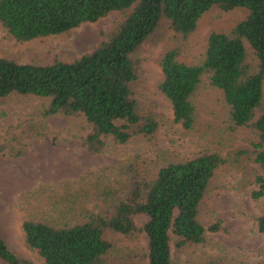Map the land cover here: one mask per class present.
I'll return each mask as SVG.
<instances>
[{
  "label": "trees",
  "instance_id": "1",
  "mask_svg": "<svg viewBox=\"0 0 264 264\" xmlns=\"http://www.w3.org/2000/svg\"><path fill=\"white\" fill-rule=\"evenodd\" d=\"M244 8L230 27L212 29L196 59H187L190 39L201 16L213 9ZM112 10L121 11L114 28L90 50L72 59L54 56L45 62L0 56V99L34 95L44 99L41 115L82 116V143L98 153L106 139L122 144L135 136L152 138L158 115L139 98L136 81L142 61L133 53L167 21L173 34L164 47L156 89L170 103L175 122L186 131L200 123L198 97L204 87L219 93L222 132L253 128L251 149L223 152L201 149L188 157L159 164L155 176L142 181L131 176L115 190L112 182L97 194L77 192L56 218L26 216L21 229L26 245L44 264H137L113 235L136 232L147 238V264H171L172 241L178 249L207 242L206 230L221 229L220 221L206 227L201 213L213 191L218 168L249 158L259 167L242 187L255 184L253 198L264 196V0H0V25L18 42L68 33L83 22ZM228 130V131H227ZM18 155L20 148L0 140V152ZM92 196V198H90ZM94 197V199H93ZM97 200V211L88 204ZM139 215H146L140 223ZM264 231V212L255 215ZM0 258L8 264H33L16 253L0 235ZM187 264H231L220 255L189 257Z\"/></svg>",
  "mask_w": 264,
  "mask_h": 264
},
{
  "label": "rangeland",
  "instance_id": "2",
  "mask_svg": "<svg viewBox=\"0 0 264 264\" xmlns=\"http://www.w3.org/2000/svg\"><path fill=\"white\" fill-rule=\"evenodd\" d=\"M245 12L244 8H213L205 12L190 39L187 59L199 56L210 30L230 27ZM120 17L121 11L112 10L68 33L23 42L9 37L0 25V56L21 62H45L54 56L72 59L95 46ZM172 34L169 23L162 21L133 53V57L142 61L136 81L139 98L159 119V128L152 138L135 136L116 144L109 137L100 152L91 153L82 143V116L55 113L43 117L41 108L45 100L34 95L0 99V140L21 149L18 155L0 152V235L16 253L29 257L33 264H44L39 253L26 245L21 223L28 215L56 218L60 214L56 207L62 208L77 192L87 190L96 195L110 182L116 185L115 190L131 176L150 180L160 163L188 157L201 149L225 152L230 148L253 147L257 137L251 127L227 130L222 132L223 137L218 135L217 130L224 127L219 120L224 119V114L219 93L211 87H204L199 94L201 120L194 130L186 131L174 121L169 101L156 89L161 77L159 58ZM257 171L258 165L245 157L235 166L217 169L210 205L203 209L201 221L208 227L219 220L222 227L217 231L207 229V242L192 250L178 249L172 241L171 264H187L190 256L195 259L207 255L223 256L231 264H264V231L258 229L255 218L264 212V196L252 197L253 183L241 186ZM88 206L97 211L99 202L93 200ZM145 218L146 215H139L136 221L140 223ZM113 239L137 264H147L144 258L147 238L143 233L116 234ZM0 264L8 263L0 258Z\"/></svg>",
  "mask_w": 264,
  "mask_h": 264
}]
</instances>
